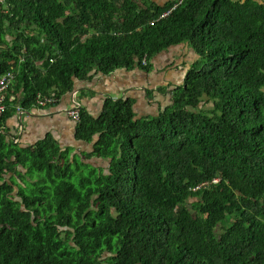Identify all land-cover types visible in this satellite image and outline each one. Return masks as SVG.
<instances>
[{
    "label": "trees",
    "instance_id": "16d2710c",
    "mask_svg": "<svg viewBox=\"0 0 264 264\" xmlns=\"http://www.w3.org/2000/svg\"><path fill=\"white\" fill-rule=\"evenodd\" d=\"M181 1L0 3V73H16L0 117V264H264V0H183L162 17ZM183 42L198 59L158 116L137 118L130 99L99 119L83 110L78 138L99 136L109 175L78 186L54 138L8 140L14 106L64 99L94 72L150 71ZM19 166L38 175L31 193L6 180L24 183Z\"/></svg>",
    "mask_w": 264,
    "mask_h": 264
},
{
    "label": "crops",
    "instance_id": "0c3cea01",
    "mask_svg": "<svg viewBox=\"0 0 264 264\" xmlns=\"http://www.w3.org/2000/svg\"><path fill=\"white\" fill-rule=\"evenodd\" d=\"M169 1L175 0H167L164 5H168ZM197 59L198 54L192 45L183 42L159 53L153 59V69L150 71L136 67L131 70L118 68L110 74L94 72L90 81L77 80L73 92L77 93L84 112L95 119L103 115L109 99H130L134 103L133 110L137 118L155 117L172 105V91L183 85L187 70ZM69 94L56 106L39 108L33 105L21 112L17 111L20 107L14 106L15 112L7 119L5 127L8 140L19 148L33 149L47 138H54L72 163L75 162V155H80L84 163L94 166L97 174L109 175L111 161L94 155L99 136L92 143L78 138L79 125L68 116L66 110L70 105ZM14 99L12 96L11 100ZM70 150L74 152V159L70 157ZM18 170L30 182L29 169L19 166ZM7 178L17 184L15 193L20 188H26L18 178L12 175Z\"/></svg>",
    "mask_w": 264,
    "mask_h": 264
},
{
    "label": "built area",
    "instance_id": "2783aa9c",
    "mask_svg": "<svg viewBox=\"0 0 264 264\" xmlns=\"http://www.w3.org/2000/svg\"><path fill=\"white\" fill-rule=\"evenodd\" d=\"M3 0H0V3H2ZM183 0L177 4L174 8L171 10H168L163 14L162 17L168 16L173 10H175L178 6L182 4ZM143 62H146V57L144 58ZM16 81V73L14 70H8L6 72L0 73V117L4 115L6 110L8 109V106L6 104L7 96L10 91V89L14 86ZM70 96V105L66 109L68 116L73 119L77 124L81 123L82 121V114H83V105L78 100L77 93L71 92ZM63 98L60 96H57L55 94H50L48 96H41L38 95L36 99V106L39 108H44L48 106H56L59 105L62 102ZM18 112H21V108H17ZM16 142V141H15ZM218 180H214V183H217ZM207 184H202L198 186L195 190L201 189Z\"/></svg>",
    "mask_w": 264,
    "mask_h": 264
},
{
    "label": "rangeland",
    "instance_id": "374dc122",
    "mask_svg": "<svg viewBox=\"0 0 264 264\" xmlns=\"http://www.w3.org/2000/svg\"><path fill=\"white\" fill-rule=\"evenodd\" d=\"M153 1H155L156 3H158V4H161V5H163L164 6V3L166 4V2L165 1H167V0H153ZM170 2V1H169ZM168 2V3H169ZM167 3V4H168ZM171 3V2H170ZM206 102V101H205ZM201 106H204V107H211L212 106V104L211 103H208V102H206V103H204V104H201ZM73 150H70V154H71V159H74L73 157H74V155H73ZM76 157H75V162H73L72 163V168L75 170V178L73 179V182L74 183H76L78 186L80 185V183H81V181L82 180H84V178H90V176H92V174H91V171L93 170V167L94 166H92L91 164H86V163H84L83 161H82V158H81V156L80 155H75ZM73 161V160H72ZM80 169H82V173H79V171L78 170H80ZM23 175H27V173H23ZM96 176L93 178V179H95V178H97V176H99V174H95ZM30 176V182H28L29 181V179H25V181H24V184L26 185V188H25V191H26V193H31L32 192V190H33V185L35 184V183H38V179H37V177H38V175H29ZM8 179V178H7ZM9 180V179H8ZM9 181H12V179H10ZM23 181V180H22ZM22 183V182H21ZM33 184V185H32ZM47 184H51V183H47ZM16 195V194H15ZM16 201H20V199L19 198H16ZM192 202V201H191ZM226 226H228V224L226 225Z\"/></svg>",
    "mask_w": 264,
    "mask_h": 264
}]
</instances>
